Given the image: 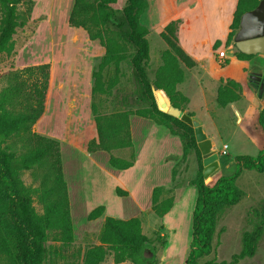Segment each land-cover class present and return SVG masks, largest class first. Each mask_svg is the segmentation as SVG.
Returning <instances> with one entry per match:
<instances>
[{
    "label": "trees",
    "instance_id": "trees-1",
    "mask_svg": "<svg viewBox=\"0 0 264 264\" xmlns=\"http://www.w3.org/2000/svg\"><path fill=\"white\" fill-rule=\"evenodd\" d=\"M118 0H74L69 15L71 27L83 28L91 40L105 42L106 52L100 65L93 72V94L100 90L101 71L108 65H116L122 60V46L129 45L133 54L130 62L135 81L138 85L135 102L145 104L143 109L120 112L116 116L95 114L97 138L87 146L89 152L105 151L110 154L109 164L117 170H125L133 166L135 154L130 129V117L140 116L164 125L169 131L178 135L184 145V155L194 149L197 156V172L191 184L197 189L192 221L193 234L185 264H199L198 260L210 254L215 234L216 223L220 211L226 206L237 204L244 192L236 184L245 169L264 172V107L257 114V126L263 134V147L257 156L238 155L235 157L236 169L232 175L221 176L210 185L203 175V159L198 148L194 129L179 118L160 111L155 98V91L163 89L175 106L185 109L188 98L178 90L177 86L185 79L182 64L187 68L197 66L196 61L178 44L177 32L180 19L169 21L160 36L167 44L162 54L163 65L157 78L152 82L148 76L147 65L150 60L149 29L141 22V15L149 8V0H127L117 15L113 5ZM260 0H238L231 31L226 45L234 44V37L240 27L241 16L254 9ZM26 4L28 11L33 9L32 0H0V53L11 54L14 51L13 36L19 27L25 25L19 19L18 7ZM117 31L118 42L108 36V25ZM222 45L220 40L214 49ZM235 55L240 60H249L255 55H246L239 51ZM226 64L229 60L225 61ZM50 63L27 66L23 69L34 78L30 89L23 91L20 84L4 90L0 94V262L2 264H42L48 247V241L60 242L70 246L75 242L74 226L71 215L70 198L63 171L61 144L58 140L34 132L35 124L42 118L46 109L50 81ZM15 78V77H14ZM256 87V82H251ZM103 87V86H102ZM22 94L24 103L21 110H14L8 105L15 95ZM242 85L227 79L220 85L217 102L221 107L241 99ZM194 115L193 113H190ZM19 138L27 145L26 153L17 155L13 150L3 147L11 139ZM114 140V141H112ZM118 151H129L127 156H117ZM130 158H129V157ZM48 162L49 175L41 183L39 198L43 204V214H38L33 206L31 190L23 183L20 170L42 168ZM166 189L155 187L152 191V211L159 217L165 216L174 206L175 198H161ZM119 195H127L125 190L117 188ZM105 206L94 208L89 220L103 216ZM260 234L245 232L243 248L234 254L230 261L219 264H238L251 257L257 249ZM99 244L89 247L84 255L83 264H102L109 253H112L116 264L127 261L133 264H157L155 251L149 248L150 239L143 232L142 220L139 217L120 219L106 216L98 236ZM150 251L152 256L147 255ZM200 264H215L205 262Z\"/></svg>",
    "mask_w": 264,
    "mask_h": 264
},
{
    "label": "rangeland",
    "instance_id": "rangeland-1",
    "mask_svg": "<svg viewBox=\"0 0 264 264\" xmlns=\"http://www.w3.org/2000/svg\"><path fill=\"white\" fill-rule=\"evenodd\" d=\"M34 1L35 3L37 2V7L34 10L32 9L33 12L28 11L26 4H20L18 7L19 19L24 21L25 25L19 27L13 36L14 51L11 54L0 53V94L15 84H20L23 91H28L34 78L30 72L19 68L17 65L27 61L45 59L51 55L52 51H55L57 56L62 48L63 41L61 36L65 30L57 11L64 5L69 4L68 1L62 0L63 4L60 5V0H55V4L51 7V0ZM126 1L118 0L113 5L117 15H121ZM191 1L149 0V8L140 17L141 22L150 27V33L147 36L150 45V60L147 65V72L152 82L156 80L158 71L163 65L162 54L168 48L154 23L159 19L161 23L166 22L176 14L179 8L190 5ZM236 6L237 0H204V6L188 8L181 19H188L189 25L180 30V25L183 22L181 20L178 40L189 50L197 52L207 51L206 43L210 38L223 35L228 19H233ZM50 8L55 12L52 27L41 16L42 13H47ZM31 17L32 21L30 20ZM108 28L107 35L116 39L112 40V42H118L120 46L121 42L115 28L111 24L108 25ZM96 41L106 52L105 42ZM224 47H227V45L225 44ZM121 50L120 56L123 58L119 64L113 63L101 71L100 83L103 87L100 85L98 87L100 90L96 91L95 94H93L95 84L93 72L98 69L101 58L104 55L98 57L94 63L91 99L88 98V109L90 111V124L94 125L95 128V114L112 117L120 112L136 111L146 107L145 104L135 102L138 85L130 62L133 50L129 45L127 47L122 46ZM236 51L234 44L233 48L228 49L231 56ZM19 52L20 55L18 56ZM259 56L264 58V54H259ZM182 67L185 68L183 64ZM232 70L237 72L238 68L234 67ZM251 74L261 76L262 79L256 82V87L251 85V82L255 81H250V85L256 90H262L264 86V67L252 68ZM202 88L208 89L206 99L209 104H207L209 111L215 117V122L210 120L207 112H196V115L204 121L207 132L210 135H214L213 147L221 156L219 170L207 182L213 185L221 176L232 175L235 172L236 156L258 155L263 147V134L259 132L256 122L257 117L245 122L242 116L239 117L231 109V105L223 109L218 104L216 99L217 92L215 87L213 88V85L209 83V79L202 80L201 83L197 82L195 86L193 82L192 90L190 89L193 106L197 108L203 104ZM57 89L58 87L54 86L53 100L57 95ZM21 101L24 103L22 94L15 95L8 107L16 111L21 110L23 108L20 104ZM72 113L76 117L83 116L80 109L72 111ZM132 119L134 141L136 147H139L151 133L149 123H145L150 121H146L140 116H134ZM83 123L85 126H89L87 120ZM213 123L215 124L213 125ZM157 126H159L161 131L166 130V127L162 125L158 124ZM85 130L87 131V129ZM161 134L159 132V135ZM159 135L150 136L157 140L161 139V145L156 150L157 153L150 156V154H145L144 151L134 169L122 177L123 181L132 189L133 194L131 195L128 194L121 184L98 172L87 161L77 164L69 156L68 160H66V171L71 187L72 206L70 205V207L72 209L75 242L70 246H64L60 242L48 241L47 255L42 264H83L86 250L93 245L99 244L98 236L102 226V219H88V214L97 203L105 206L108 212L116 218H141L143 232L150 239L149 248L155 251L157 264H185L193 234L192 215L197 198V189L192 184L184 185L182 190L178 192V197L174 189H166L161 198L177 197L173 208L163 217L157 216L152 211V196H147V191L153 185H160L168 178L169 167L173 163L170 157L171 153L164 159L162 157L170 149L177 151V146L180 148L178 151L182 153V141L179 136H175V139L171 140L169 138L172 137H168V139L166 137L160 138ZM157 143L159 145V142ZM225 145H227V148H224ZM3 147L15 151L17 155L28 151L27 145L20 141L19 138L7 140ZM101 152L99 154H109L108 152ZM116 155L122 156L125 154L118 151ZM184 161L188 167L183 177L185 181H188L195 178L197 172L198 162L194 149H190L188 155L185 156V160H181L182 166L185 165ZM105 165L109 169L117 170L108 163ZM81 166H83L82 169ZM49 171L48 162H44L42 168L20 170L24 185L31 190L33 206L38 214H43L44 212L43 204L39 198V190L45 178L44 174L47 173L49 175ZM236 184L244 192V195L237 204L226 206L220 211L212 241V250L209 255L198 260L199 264L209 261L215 264H219L222 261H230L234 254L241 252L245 232H257L260 236L257 241L255 254L241 260L238 264H264V172L260 173L254 169H245L237 179ZM117 188L125 190L127 195H119ZM147 255L152 256L150 251H147ZM0 264L2 263L0 262ZM102 264H116L112 253L106 256ZM121 264L133 263L127 261Z\"/></svg>",
    "mask_w": 264,
    "mask_h": 264
},
{
    "label": "crops",
    "instance_id": "crops-1",
    "mask_svg": "<svg viewBox=\"0 0 264 264\" xmlns=\"http://www.w3.org/2000/svg\"><path fill=\"white\" fill-rule=\"evenodd\" d=\"M32 1L35 5H33L34 10V8L37 7V2L35 3L34 0ZM51 1L52 2L50 7L55 4V0ZM67 1L69 4L64 5L63 7L60 6V9L62 10L58 9L57 11V14H59L58 17L61 19L60 22L63 24L65 30V32L61 36V40L63 41V43L58 55L56 56L55 51H52L51 55H49V57L45 59L23 62L20 65L18 64L17 66L19 68H24L27 66H35L43 63H50L51 65L49 91L47 95L45 113L42 118L35 124L34 132L46 137L56 139L60 142L63 171L65 175V180L67 181L70 205L72 206V201L70 197L71 187L68 182L66 171V160H68L69 156L70 158H72V160L77 162V164H79L80 162L84 163L85 161H87L90 165L94 166L98 172H101L104 176L111 178L115 180V182L121 184L125 188V190H127L128 194L131 195L133 194V191L128 186V184L123 181L122 177L124 175H127L129 171L134 169L135 165L139 163L140 156L144 154V151L145 154H150V156L157 153L156 150L161 145V139L157 140L156 138H151L150 136L159 135V132H161L162 134L159 135L160 138L166 137L168 139V137H172L169 139L173 140L175 139V136L178 135L172 134L167 127L165 131H161L159 130V126H157L158 123L151 119L142 117L146 121H150L145 123H149L148 125L151 127V133L146 137L143 144H141L139 147H136L134 141L135 139L132 119V117L136 116L134 115L130 117L133 152L135 154V161L132 167L125 170L116 171L109 169L105 164H109L110 154H99L102 153L101 151H88V143L92 139H95L97 137V129L94 127V125L90 124V111L88 109V98L91 99L92 71L96 59L98 57L103 56L105 54V50L97 43L96 40H91L89 38L86 30H84L83 28L70 26L69 15L73 7V0ZM61 4H63L62 0H60V5ZM197 6H204V0H192L190 5L179 8L176 14L166 22L161 23L159 22V19L156 23H154V25L156 28L158 27L157 30L159 32H162L169 21L175 19L182 20L181 18L183 17V13L185 12V10H187L188 8H195ZM41 16L50 27L53 26L55 12L52 8H50L47 13H42ZM31 19L32 17L30 18V20ZM232 20V18L228 19L226 24V30L223 35L215 36L209 39V41L206 43L207 51L205 52L189 50L187 49V47H185L183 43H181V41L178 40V44L197 63V66L194 68H187L185 65H183L185 67L183 68L185 72V79L182 83L177 86L178 90L181 91L188 98V103L184 110L188 113H193L196 117H198V115H196V112H207V115L209 116L210 120L214 122L215 117L209 111V103L206 99V93L208 92L207 88H202L201 90L202 96L204 98L203 104L199 105V107L197 108L193 106V101L191 97V88L193 86V82L195 86V84L197 85V82L201 83L202 80L209 79V83L213 85V88L215 87L216 92H218V88L220 87V85L224 83L227 79H233L239 82L242 85L241 99L230 105L231 109L234 110L235 113L237 111L240 116H242V118L245 120V122L253 120L255 117H257V114L264 107V86L262 87L263 91H259L250 85V71L254 67H264V65H262L264 63V58H261L259 54H257L249 60H240L236 57L235 52L233 56H231L230 52H228V57L226 59H221L218 56L219 49L224 48V45L226 44V39L228 37L229 32L231 31L230 25L232 23ZM182 21L183 22L180 25V30L183 27H187L189 25L188 19L183 18ZM148 29L150 33V27H148ZM178 36L179 28L177 32V38ZM217 40H220L222 42V45L220 46V48L214 49V44ZM19 55L20 52L18 56ZM226 60H229L228 64H226ZM234 67L238 68L237 72L232 70ZM54 86L58 87V89L57 95L53 100ZM77 109H80V111H82L83 116L76 117V115L72 113V111H76ZM223 109L226 108L223 107ZM85 120H87L89 126L84 125L83 122ZM199 120H201L205 129L204 121L200 118ZM214 124L215 123H213V125ZM235 124L237 123L235 122ZM85 129H87V131ZM205 131L212 140H215L214 135H210L206 129ZM259 132H261L260 129ZM157 142H159V145ZM176 150L177 151H172V149H170L162 157V159H164L165 157H168V155L171 153L170 157L172 158L173 163L169 167L168 178L163 183H160V185H153L152 187H150L147 191V196L151 197L153 189L155 187L162 186L165 189H174V192L177 193L178 197V192L182 190V187L184 185L191 184V180L193 179L185 181L183 177L184 172L188 167V165L185 164V161L183 162L185 165H181V160H185L183 142L182 153L178 151L180 150L179 146L176 147ZM104 152L105 151H103V153ZM121 152H123V154H129V151ZM122 156L125 157L127 155ZM181 157H183V159H181ZM219 159V163L221 165V156ZM82 167L83 166H81V169ZM177 197L175 199H177ZM100 204L101 203H97V205L95 206L98 207L100 206ZM95 206L93 208H95ZM106 216L114 217L113 214H110L107 208L105 207V212L103 216L95 220L102 219L101 224L103 225Z\"/></svg>",
    "mask_w": 264,
    "mask_h": 264
},
{
    "label": "water",
    "instance_id": "water-1",
    "mask_svg": "<svg viewBox=\"0 0 264 264\" xmlns=\"http://www.w3.org/2000/svg\"><path fill=\"white\" fill-rule=\"evenodd\" d=\"M234 46L237 51L246 55L264 54V0H260L254 9L246 11L241 16L240 27L234 37ZM261 79L259 75H250V81L258 82ZM157 91L154 95L159 110L179 118L194 129L197 145L203 159V175L206 181H209V178L220 167V155L213 147L214 141L207 135L198 117L175 106L163 89H160V91L164 95V101H160ZM236 114L240 117L237 111Z\"/></svg>",
    "mask_w": 264,
    "mask_h": 264
},
{
    "label": "built area",
    "instance_id": "built-area-1",
    "mask_svg": "<svg viewBox=\"0 0 264 264\" xmlns=\"http://www.w3.org/2000/svg\"><path fill=\"white\" fill-rule=\"evenodd\" d=\"M231 48H233V46H227V47H224L222 49H219V51H218L219 58L226 59L228 57V49H231ZM224 148H227V145H225ZM224 151H225V149H224Z\"/></svg>",
    "mask_w": 264,
    "mask_h": 264
},
{
    "label": "bare ground",
    "instance_id": "bare-ground-1",
    "mask_svg": "<svg viewBox=\"0 0 264 264\" xmlns=\"http://www.w3.org/2000/svg\"><path fill=\"white\" fill-rule=\"evenodd\" d=\"M157 94H158V96H159V98H160V101H164L163 99H164V95H163V93L161 92V91H157ZM84 233V232H83Z\"/></svg>",
    "mask_w": 264,
    "mask_h": 264
}]
</instances>
